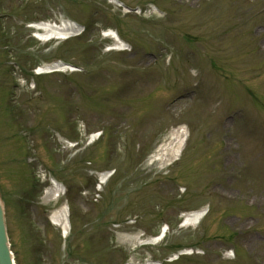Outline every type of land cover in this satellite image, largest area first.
Here are the masks:
<instances>
[{
    "label": "rangeland",
    "instance_id": "1",
    "mask_svg": "<svg viewBox=\"0 0 264 264\" xmlns=\"http://www.w3.org/2000/svg\"><path fill=\"white\" fill-rule=\"evenodd\" d=\"M121 1L136 12L0 0V197L16 264H264V0ZM60 20L89 27L44 44L28 29ZM107 30L127 49L110 50ZM58 60L81 70L33 73ZM173 129L189 140L162 167L152 155ZM51 179L66 192L44 202ZM63 205L67 234L50 221ZM161 230L157 244L124 240Z\"/></svg>",
    "mask_w": 264,
    "mask_h": 264
},
{
    "label": "bare ground",
    "instance_id": "2",
    "mask_svg": "<svg viewBox=\"0 0 264 264\" xmlns=\"http://www.w3.org/2000/svg\"><path fill=\"white\" fill-rule=\"evenodd\" d=\"M32 28L36 31V38L43 43L51 40H59L63 41L67 39L68 37L74 36L75 34L79 33V28L75 23H72L71 21L65 20L63 22L60 21V25H52V24H36L33 25ZM110 36L114 41V48L115 49H124L126 47L125 43L120 40V38L114 33L109 32L107 33V37ZM57 71H64L65 66L63 64L59 65H41L39 69L35 72L37 73H48L52 70ZM67 70V69H66ZM71 72L74 70L70 68ZM182 129H174L171 131V138L169 139L168 143L166 145L161 146L157 150V158L156 160L161 164L162 167H166L167 165H170L172 162L178 159L181 150L182 145L184 141V131ZM65 144V142H63ZM67 144V143H66ZM69 146V144H68ZM109 175L107 173H103L100 176L101 184L104 183V180L107 179ZM53 181V180H52ZM61 185L58 184V182L53 181L51 182V187L45 191V194L43 196L44 202H51L56 201L59 198V193L61 192ZM204 215L203 211H198L194 213H190L188 215L184 216V224L185 226H196L202 219ZM51 222L56 225L57 227L61 228V230L67 234L68 228H67V215L66 212H64V208H61L57 211H54L50 217ZM126 241H134L138 245H143L141 238L138 236L127 238V236L124 238ZM151 243H154V241H149ZM146 264H153V263H146Z\"/></svg>",
    "mask_w": 264,
    "mask_h": 264
},
{
    "label": "water",
    "instance_id": "3",
    "mask_svg": "<svg viewBox=\"0 0 264 264\" xmlns=\"http://www.w3.org/2000/svg\"><path fill=\"white\" fill-rule=\"evenodd\" d=\"M0 264H12L11 254L8 249L6 230L4 225V215L0 204Z\"/></svg>",
    "mask_w": 264,
    "mask_h": 264
}]
</instances>
